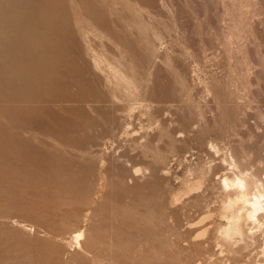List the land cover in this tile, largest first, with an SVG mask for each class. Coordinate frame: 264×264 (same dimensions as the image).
Here are the masks:
<instances>
[{"label": "rangeland", "instance_id": "rangeland-1", "mask_svg": "<svg viewBox=\"0 0 264 264\" xmlns=\"http://www.w3.org/2000/svg\"><path fill=\"white\" fill-rule=\"evenodd\" d=\"M229 154L264 174V0H0V264H264Z\"/></svg>", "mask_w": 264, "mask_h": 264}, {"label": "bare ground", "instance_id": "bare-ground-1", "mask_svg": "<svg viewBox=\"0 0 264 264\" xmlns=\"http://www.w3.org/2000/svg\"><path fill=\"white\" fill-rule=\"evenodd\" d=\"M221 164L224 166V168H226V170H228L226 172L223 171L224 173L221 174L218 181L220 184L219 186H221L224 192H226V197L224 195L225 199H223L221 203L222 211L220 210L222 212L221 217L223 218L224 221V225L220 227V234H221L220 236L222 237V241L223 240L229 241L234 237L243 240V237H245L244 235L246 236L248 235L247 236L248 238L250 236L254 237L256 231L252 229L255 228L258 231L264 230V174L262 175L258 174L255 169H251V168L246 169L245 168L246 166L244 168L241 167L240 169L239 165L236 163L235 159L232 157L231 154H229L227 158L224 156L223 158L221 157ZM135 168L133 174L137 175L140 169H135ZM228 173L230 174L228 175ZM245 228H248L247 229L248 234H245L244 232ZM72 230H74V228ZM70 234L74 245L77 246V248H79L81 246V241L84 239L83 230L75 229ZM203 234H205V229L200 233H198L196 237H200ZM234 240L235 239H233V241ZM237 244H235V247L236 246L237 247L235 248L236 250L234 252L240 255L241 254L240 250L243 246L239 247ZM245 244L244 246H246ZM261 252L262 255H264V248H262ZM110 264H118V263H115L113 259L110 258Z\"/></svg>", "mask_w": 264, "mask_h": 264}]
</instances>
